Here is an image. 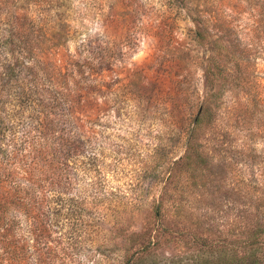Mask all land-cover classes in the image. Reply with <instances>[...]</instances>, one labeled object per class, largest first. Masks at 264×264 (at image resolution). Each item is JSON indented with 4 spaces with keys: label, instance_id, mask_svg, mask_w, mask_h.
Wrapping results in <instances>:
<instances>
[{
    "label": "rangeland",
    "instance_id": "rangeland-1",
    "mask_svg": "<svg viewBox=\"0 0 264 264\" xmlns=\"http://www.w3.org/2000/svg\"><path fill=\"white\" fill-rule=\"evenodd\" d=\"M10 24L34 106L0 108V184L47 208L0 211V264H197L203 238H242L264 200V0H0ZM193 129L205 163L183 167ZM59 190L81 210L49 211Z\"/></svg>",
    "mask_w": 264,
    "mask_h": 264
},
{
    "label": "trees",
    "instance_id": "trees-1",
    "mask_svg": "<svg viewBox=\"0 0 264 264\" xmlns=\"http://www.w3.org/2000/svg\"><path fill=\"white\" fill-rule=\"evenodd\" d=\"M9 27L7 31L0 32V45L3 46V51L10 45L18 46L19 49L18 52L9 49V52H5L3 56L0 55V108L7 104V101L15 108H24L27 104L31 108L34 106L28 100L31 93L26 92V87H24L21 78V72L25 67L23 52L30 49L25 46L24 40L21 38L23 36L22 31L19 27L11 24ZM202 111L204 114H197L193 119L196 129L203 125L207 117V111H209L207 104ZM1 121L2 118H0V152L5 151L7 145L3 141L7 125ZM196 131L195 129L190 130L185 138L184 156L180 161L183 167L189 166L191 162H199L201 165L205 163L203 152L199 149L198 144L196 145L193 141ZM167 178H169V175ZM48 185L50 188L60 187L57 181H49ZM41 187L33 184L30 185L32 190H24L19 187L7 188L1 183L0 211L11 210L26 214L31 211H46L44 198L33 192L38 188L41 189ZM40 189L39 191H41ZM64 194V191L59 190L57 195L52 197L51 200H47L54 203L53 206L48 207L50 208L49 211H80L83 202H79L72 197H65ZM89 203L94 204V199ZM252 208L244 218L239 217V222L235 221L236 225L233 226L231 235H240L242 238L231 242L218 241L217 243L208 241L207 237L203 238L202 247L204 246V251L197 264H264V200H257ZM160 209L161 203L158 200L155 203V210L160 211ZM242 221H244L243 224H240ZM12 228L11 223L6 228L2 224L0 225V245L13 241Z\"/></svg>",
    "mask_w": 264,
    "mask_h": 264
}]
</instances>
